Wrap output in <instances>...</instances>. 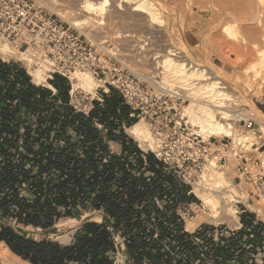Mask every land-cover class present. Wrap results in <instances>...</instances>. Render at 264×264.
Listing matches in <instances>:
<instances>
[{
    "label": "trees",
    "instance_id": "16d2710c",
    "mask_svg": "<svg viewBox=\"0 0 264 264\" xmlns=\"http://www.w3.org/2000/svg\"><path fill=\"white\" fill-rule=\"evenodd\" d=\"M47 83L54 92L34 86L17 64L0 60V242L29 264H115L112 255L116 252L114 236L118 235L125 238L126 255L135 264L142 258L149 264H162L159 243L153 241L154 234L162 239V232H146L139 216L149 211L145 196L159 189V184L144 186L133 177L132 171L142 165L141 152L125 129L134 125L136 118H130L129 107L112 88L107 94L100 92V100L92 101L85 115L70 105L66 78L55 74ZM110 141L120 145L124 155L134 154L135 163L128 162V157H110L111 165L102 164L103 157L109 155ZM146 160L155 170L154 156L147 153ZM184 198L196 201L191 195ZM87 199L93 207L102 206L115 219L113 225L83 223L67 246L17 232L28 227L55 230L59 220L70 217L71 209L84 207ZM254 220L250 213L240 216L247 227ZM250 234L252 239H247L256 240V245L251 243L247 260L249 254L264 255V225L256 222L247 237ZM219 243L206 257L229 254ZM206 249L204 244L199 251ZM191 250V243L183 245L184 253ZM214 264H227V260H215Z\"/></svg>",
    "mask_w": 264,
    "mask_h": 264
},
{
    "label": "rangeland",
    "instance_id": "374dc122",
    "mask_svg": "<svg viewBox=\"0 0 264 264\" xmlns=\"http://www.w3.org/2000/svg\"><path fill=\"white\" fill-rule=\"evenodd\" d=\"M41 1L45 4V7L50 11V13L56 15L64 23H66L72 29L76 30L72 26V21L74 20L73 18H77V17L73 15V13L70 11V7H69L70 5H68V2L66 0H41ZM155 1L158 5H160L159 9L160 12H162L161 26L160 25L149 26L147 24L148 23L147 20L143 21V18L136 17L127 11L117 12L115 10V7H113L114 9L107 7L108 10L106 8L105 12H103V14L100 17L95 18L96 19V26H94L95 28L93 27L92 29L88 28L87 30L82 31V34L86 35L89 39L91 37L90 40L97 44H101L103 42V39H105V36L106 38L109 37V39L110 38L112 39L113 37L116 38L117 33H118L117 35L121 37L126 34H130V35L133 34L134 36L136 37L138 36L141 39V37L143 36L140 41L141 44L139 43V45H135V44L133 45L132 43H126V42L123 43V41L121 43L119 42L115 44H112L111 42V45L113 47L115 46L118 49L117 55L119 58L117 59L119 62H121L124 70L129 74L144 79V81H147L150 84V86L153 84L154 87L155 85L156 87L157 86L160 87V85H163L164 87L170 88L173 87L172 85H174V87L170 89H177L176 86L179 85L178 83L168 81L169 79L165 76V74L164 75L162 74V76L160 77L159 66L155 64L156 62H159L160 59L156 61L154 60V58L156 57V55L157 56L165 55L166 47L173 49L175 51L176 53L175 58H177V60L186 59V61L184 62L185 64L186 63L188 64L190 62V65L193 64L197 67L220 74L221 78L219 81L226 88L223 91L225 93H228L231 96V98H233L235 101L234 103L235 105L231 106L232 107L231 110L234 109L232 112L235 113L236 111H243L245 115L250 116L251 119H253L256 123L253 126V128L249 130L243 126V123L239 125L235 121L234 131L238 136H247L254 140L250 144L246 143L247 144V147H245L246 153L249 157L252 158L253 161H257L258 163H261L264 158V84L260 82L261 81L260 73L263 71L264 68L262 69L260 67L259 62L261 61L262 58H264V39H261L264 37H261L260 34L256 35L254 33L256 35L255 36L250 32V29L255 28V26L257 25L255 21L254 22L252 20L245 21L244 17L238 16V14H236V16H238L239 18L234 19L231 16L224 14V12H229L231 8H239L242 5H245L247 2H251L253 6H258L260 3L264 5V0H155ZM262 17L263 18H261V20L264 21V16ZM164 21H166L167 23L166 25H164ZM256 28H257L256 30H259L258 27ZM252 36H254L255 39L252 38ZM249 37H251L252 40ZM259 38L260 40H258ZM255 40L257 43L255 42ZM251 44H254V46ZM242 51L244 53H242ZM21 52H23V50ZM256 61H258L257 65H256ZM6 62L17 64L19 68L24 69L25 72L27 73L24 64L21 63L20 61L9 60ZM257 71H260L258 72L259 76L257 75ZM262 73L264 74V72ZM163 76H165L166 78ZM51 78L48 77L46 78V84H48L47 81L50 80ZM162 78H164L163 81L161 80ZM169 84L170 86H168ZM69 85L71 90L70 82ZM34 86L42 87V85H34ZM45 86L46 85H43L44 88ZM179 91L181 93L183 100L181 108H184L190 104V100L189 98L186 97L187 96L186 91H181V90ZM100 92L101 89L99 87L96 88L94 95H88L85 92H80L77 95V98L79 97L78 98L79 101L77 98L75 100L71 98V104L79 110L88 111L91 108L92 101L96 100L99 97ZM135 121L137 123L138 121H140V119H136ZM144 122H145L144 124L147 127H150L147 120H144ZM190 130L191 132L196 133V129H194L191 126V124H190ZM199 136L202 137L201 135ZM208 140L210 141L211 144L213 142L217 144H220L221 142L222 144H226V143H230L232 138L222 136L220 138H206L204 141H208ZM132 141L134 140L132 139ZM252 144L254 145L251 148L250 146ZM259 147L261 148L257 152L255 148L257 149ZM145 152L148 154H152L151 152H155V151L146 150ZM216 166H217V170L223 173V178L225 182H229L231 185H233V189L237 193V196H234L233 198L235 199L234 201L237 202L236 203L231 202L229 204L232 208L236 209L237 213L235 214V219L231 224H229L225 220L219 221L217 223H212V222L210 223L209 221H201L200 224L202 223V225H208L206 226L205 229H208V227L213 229V227L217 226V229L214 230H217L219 232L218 234L221 235V233L224 234L226 232L223 230L224 227L227 226L230 229H233L237 226V222H239V213L241 211H246V213H252L254 217L258 219V221L261 223L262 219L258 217V215L255 214L254 212H251L248 206L258 205V203H260L263 200L264 195L263 194L260 195L258 190H256L253 186L246 185L244 183H241V185L237 186V180H234L237 175L236 172L234 171L235 169L234 164L228 163L223 167H220L218 165ZM255 169L256 171H262V165L261 167L260 166L255 167ZM255 169L253 170L254 172ZM205 172L206 170H204L201 173L198 179L199 183L197 184L200 189H206L207 187L208 182L206 183L201 179L202 174ZM195 185L193 186L192 193H190V195L193 196L196 200L195 202H192L196 204L195 206H197L196 208L197 210L196 209L194 210L195 214L202 213L204 215H210L211 213L208 211V209H206L197 199V197L193 194ZM220 190H223V192H225L227 189L221 187ZM240 193L242 196L240 195ZM217 211L218 213L220 212L219 209ZM79 223H80L79 221L68 222L67 220L65 221L62 220L57 223L55 230L43 232L40 229H32L31 227H28L21 230H17V232L26 238H32L35 240H49V241L58 242L60 244H67L72 239V234L74 233V230L77 227H79ZM249 255H250L249 259H254V260L257 259L256 263L253 262L252 264H264L261 263V260L259 258L260 255L255 258L254 255L252 254ZM197 264H208V263L203 262L200 259V262Z\"/></svg>",
    "mask_w": 264,
    "mask_h": 264
},
{
    "label": "built area",
    "instance_id": "2783aa9c",
    "mask_svg": "<svg viewBox=\"0 0 264 264\" xmlns=\"http://www.w3.org/2000/svg\"><path fill=\"white\" fill-rule=\"evenodd\" d=\"M5 42L19 52L22 50L25 52L31 47L32 50L40 52V59L53 62L55 67L48 73V78L57 74L68 80L67 72L75 69L89 71L100 82L99 88L102 93L107 94L110 88L119 93L131 111L130 118H142L155 125L154 119L161 117L162 127L158 129L162 134V142L158 151L151 153L164 171L171 174L185 188H189L187 195H190L193 186L199 183L198 179L209 163L220 167L228 163L234 164V171L237 174L234 180H237V186L244 183L253 186L260 195H264V175L262 171L255 169L262 164L253 161L247 155L245 149L247 144H236L233 140L226 144L222 142L211 144L209 140L204 141L202 137L191 132L187 120L180 115L183 103L180 92L163 87L161 90L160 87L156 85L154 87L152 83L150 86L144 79L129 74L118 61V49L115 46L113 47L111 43L92 42L84 34L72 29L50 13L41 0H0V44L3 45ZM96 100H100L99 97ZM70 105L85 115L91 109L88 111L77 109L71 104V96ZM234 115L236 123L239 125L243 123L246 129L251 130L256 124L250 116L241 111L235 112ZM98 129L101 130V127L98 126ZM260 148L255 150L258 152ZM109 159V155L103 157L102 164H108ZM160 198L151 199L149 206L162 211L166 206L172 207L179 223L183 225L184 232H187L185 223L194 216L190 208L196 204L175 202L173 194H162ZM206 226L208 225L201 223L194 229L199 231L200 245L207 246L205 252L200 250L199 261L205 259V253L223 237L217 230L216 237H213L211 230L217 229V226L205 229ZM229 229L227 226L223 228L226 232ZM252 237L250 234L247 238Z\"/></svg>",
    "mask_w": 264,
    "mask_h": 264
},
{
    "label": "bare ground",
    "instance_id": "6f19581e",
    "mask_svg": "<svg viewBox=\"0 0 264 264\" xmlns=\"http://www.w3.org/2000/svg\"><path fill=\"white\" fill-rule=\"evenodd\" d=\"M66 1L68 2V5H70L69 6L70 11L73 13V15L77 17V18H73L74 20L72 21V26L81 33L82 31L87 30L88 28L90 29H92V27L95 28L94 27L96 26L95 18L100 17L103 14V12H105L107 7L109 8L115 7V10L117 12L127 11L136 17L143 18V21L147 20L148 22L147 24L149 26L162 25V14H161L162 12H160L159 9L160 5H158L155 0H66ZM224 14H227L228 16H231L234 19L239 18L238 16H242L244 17L245 21L246 20H252L253 22L255 21L257 25L255 26V28H251L250 32L253 35L260 34L261 37H264V23H263L264 21L261 20V18H263L262 16H264V5H262L261 3L258 6H253L251 2H247L245 5H242L239 8H231L229 12H224ZM236 14H238V16H236ZM166 24H167L166 21H164V25ZM256 27H258L259 30H256L257 29ZM117 34H116V38L113 37L114 39L113 38L109 39V37L106 38L105 36V39H103V43L110 44L112 42V44H115L119 42L121 43L123 41V43L126 42V43H132L133 45L134 44L139 45V43L141 44L140 41L143 37L142 36L140 39V37L138 36L136 37L133 34L132 35L126 34L121 37ZM252 38L255 39L254 36H252ZM258 40H260V38ZM251 45L254 46V44ZM242 53L244 52L242 51ZM40 55H41L40 52L32 50L31 47H28V49L25 52H19L16 50L14 46H11V44L7 42H5L3 45L0 44V59L2 61L4 62L9 60L20 61L21 63L24 64V67L27 70V74L34 85H46L47 87H50L48 84H46V78L49 77L48 73L53 71L52 68L55 67V65L50 60L40 59L39 58ZM175 57H176L175 51L173 49L166 47L165 55L163 56L156 55V57L154 58V60L156 61L160 59L159 62L155 63L157 66H159L160 72L159 71L158 72L160 77L162 76V74L163 75L165 74V76L169 79L168 81L179 84L176 86L177 89H170L173 88L174 85H172L173 87L170 88L160 85V89L162 90L163 87L170 91L171 90H177L178 92H180L179 90L186 91L187 94L186 97L189 98L190 104L184 108H180V115L183 118L185 117L184 119L187 118L186 120L188 124L190 123L191 126L194 129H196V133L201 135L204 140L206 138H220L224 136V137H231L234 143L236 144L237 143L250 144L252 141H254L250 137L236 135V132L234 131V124H235L234 122L237 120L235 118V115H233L234 113L232 112L234 109L231 110L232 108L231 106L235 105L234 104L235 101L233 98H231V96L228 93H225L223 91L226 88L219 81L221 78L220 74L197 67L193 64L190 65V62L188 64L187 63L185 64L184 62L186 61V59L177 60V58ZM257 64L258 61H256V65ZM259 65L262 69L264 68V58L261 59ZM258 72L260 71H257V75ZM262 72H264V69ZM262 72L260 73L261 76L260 82L264 84V74ZM67 75H68V80L71 83L70 96L74 100L77 98V95L80 92H85L88 95H94L96 88L99 87L100 84V82H98V80H96L93 77L92 73H90L87 70L83 71V70L75 69L74 71L67 72ZM163 79L164 78H162L161 80L163 81ZM168 86H170V84ZM236 112H240V111H236ZM241 112L243 113V111ZM154 121H155V125L150 124L148 122V124L151 127L150 129V127H147L144 124L145 123L144 119L141 118L140 121H138L137 123H135L126 130V134L129 137H131L135 141L138 148L143 151L148 150V151L157 152L161 145L162 134L158 128L162 127V118L159 117L157 119H154ZM261 164H262V173L264 175V158ZM208 165L209 166L205 168L206 172L203 173L201 176V179L203 181H205L206 183L208 182L206 189H200L197 184L194 187L193 194L197 197V199L201 202V204L206 209H208V211L211 214L210 215H204L202 213L195 214L194 210L197 208V206H191L190 209L193 211L194 216L191 219L186 220L185 229L188 232H192L195 229V227L198 224H200L201 221H209L210 223L211 222L217 223L219 221L225 220L229 224H231L233 223V220L235 219V214L237 213L236 209L232 208L229 205L231 202H235V203L237 202L234 201L235 199H233L234 196H237L236 191L233 189V185H231L229 182H225L223 178V173L217 170L216 164L209 163ZM221 187H224L227 190L223 192V190H220ZM248 208L251 212L257 214L258 217L262 219L261 221L264 223V212H263L264 198L260 203H258V205L255 206L249 205ZM218 209L220 210L219 213L217 211ZM0 264H29V263L21 260L19 257L12 254L10 250L3 243L0 242Z\"/></svg>",
    "mask_w": 264,
    "mask_h": 264
},
{
    "label": "crops",
    "instance_id": "0c3cea01",
    "mask_svg": "<svg viewBox=\"0 0 264 264\" xmlns=\"http://www.w3.org/2000/svg\"><path fill=\"white\" fill-rule=\"evenodd\" d=\"M49 85V84H48ZM50 86V85H49ZM47 87V86H46ZM48 89H52V87H47ZM125 135L131 139L126 134L125 129ZM132 140V139H131ZM134 143V141H133ZM127 145V144H126ZM136 145V144H135ZM137 149L141 152L140 158L142 159V165L140 169H136L135 171H132L133 177L138 178L140 180L139 182H142L144 186H149L152 184H159V189L152 193H147L145 196L144 205L148 207L149 211L146 213H140V220L142 221V228L145 229L146 232L149 230L154 231V233L162 232V239H158V234H154L153 241L159 243L158 246L160 247V251L162 253V264H178V263H185L187 261L190 262V264H197L199 263V249H200V235L199 231H192V232H184L183 225L179 223L178 219L176 218L174 214V210L170 206H166L164 210H158L154 208H149V202L151 199L158 197L160 198L162 194H168V195H174L175 202L178 203H184L189 202L184 198L189 197L187 195V191L185 190V187L180 184L171 174L164 171L163 167L157 162L153 161L155 166V170H151V165L146 160L147 153L141 149ZM124 149L122 150V147L118 145L117 143L110 141L107 142V152L110 157H128L127 161L131 162L132 164L135 163L136 157L134 154L131 155H124L123 154ZM157 162V164H156ZM109 165L112 164V162L109 161ZM156 172L158 174L156 175ZM119 177V176H118ZM118 177L116 178V181H118ZM173 188V189H172ZM94 194L90 197L93 198ZM161 199V198H160ZM91 200L85 201V206H77L76 208L71 209V215L68 218L61 219L59 221H65L68 222H76L79 221V227H77L74 230V233L72 234V239L67 244H58L62 246L70 245L75 238V235L80 228V226L83 223L90 222V223H96V224H102L107 223V225H113L114 220L110 218V214L105 211V209L101 206L100 208L93 207L90 205ZM140 208V207H139ZM246 211H241L239 213V222L237 226L234 228V230L229 229L228 232L223 234V237L221 238V242L219 243V247L223 248L224 251H229V254H226L223 258H226L227 264H238L237 260H239V263L243 264H252L253 262L256 263L257 259H248V250L252 247L251 243H254L256 245V240L253 242L249 239H247L248 232L256 225V222H259L258 219L255 218L254 222L250 223L249 227L245 226L246 222L240 221V216ZM252 214V213H250ZM148 216V217H147ZM136 219H131L132 222H134ZM261 223L264 225V223L261 221ZM57 225V224H56ZM54 226V229L56 227ZM247 225V224H246ZM234 231V232H232ZM213 233V237L215 238L216 232L215 230H211ZM188 235L187 237H184L183 235ZM202 239V238H201ZM206 241V240H205ZM55 242V241H52ZM125 238H121L120 236H114V246L116 249V252L112 255V259L114 260L115 264H135L134 261H132L128 256L126 255V248L124 245ZM185 243H191L192 250L191 252L184 253L182 251L183 245ZM217 243V244H218ZM216 244V245H217ZM214 244V246H216ZM194 247V248H193ZM211 248V247H210ZM195 253H194V250ZM239 250V251H238ZM242 251V254L240 252ZM259 251V250H257ZM212 252V251H211ZM237 252L239 254L237 255ZM256 256L254 255V258L260 255L261 263H264V255H261L260 252H257ZM260 253V254H259ZM252 257V256H251ZM205 259H201V261L206 262L208 264L214 263L215 260H221L223 259L220 256H210L206 257L204 255ZM229 258V259H228ZM225 260V259H224ZM140 264H149L146 258H142V261Z\"/></svg>",
    "mask_w": 264,
    "mask_h": 264
}]
</instances>
